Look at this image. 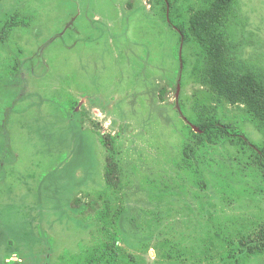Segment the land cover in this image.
<instances>
[{"label":"rangeland","instance_id":"1","mask_svg":"<svg viewBox=\"0 0 264 264\" xmlns=\"http://www.w3.org/2000/svg\"><path fill=\"white\" fill-rule=\"evenodd\" d=\"M203 1L0 0V264H72L94 245L86 204L108 197L102 136L121 152L114 199L135 254L124 264H205L212 191L215 220L235 235L264 222V178L242 150L220 151L213 172L180 168L196 104L264 145L243 109L193 77L201 49L179 25ZM227 33L264 79V0H237ZM238 264H264V253Z\"/></svg>","mask_w":264,"mask_h":264},{"label":"trees","instance_id":"2","mask_svg":"<svg viewBox=\"0 0 264 264\" xmlns=\"http://www.w3.org/2000/svg\"><path fill=\"white\" fill-rule=\"evenodd\" d=\"M236 5L237 0H204L201 8L190 13L187 23L179 25V30L186 42L194 41L201 49L192 70L196 82L207 89L214 100L243 109L248 120L264 133V79L248 69L227 33L230 19L235 16ZM11 21L7 24L8 31L19 25L14 18ZM194 111L196 119L191 123L199 131L194 128L190 130L183 147L181 169L199 174V168L206 164L208 170L213 172L214 169H221L216 163L221 158L220 151L225 149L229 152L237 148L248 156L249 166L256 163L259 177L264 178V145L252 144L239 128L224 120L216 105L196 104ZM102 139L107 148L105 194L108 197L100 195L103 200L101 208L86 204L88 209L94 210L92 212L100 229L94 245L73 258L72 264H124L125 260L135 261V254L126 252L127 248L123 246L126 209L122 204L117 205L114 199V193L122 183L121 152L117 150L113 137L102 136ZM224 162L229 166L228 161ZM198 186L203 191L209 189L205 183ZM212 192L214 195L208 193L206 197L209 230L205 264H238L241 257L264 253V222L256 231L235 235L231 227L215 220L218 217L216 200L221 199L217 197L218 192ZM130 225L137 227L132 222ZM173 256L167 254L168 259Z\"/></svg>","mask_w":264,"mask_h":264},{"label":"water","instance_id":"3","mask_svg":"<svg viewBox=\"0 0 264 264\" xmlns=\"http://www.w3.org/2000/svg\"><path fill=\"white\" fill-rule=\"evenodd\" d=\"M196 131H199L197 128H194Z\"/></svg>","mask_w":264,"mask_h":264}]
</instances>
